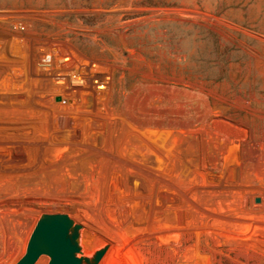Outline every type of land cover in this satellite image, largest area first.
<instances>
[{
	"label": "rangeland",
	"instance_id": "obj_1",
	"mask_svg": "<svg viewBox=\"0 0 264 264\" xmlns=\"http://www.w3.org/2000/svg\"><path fill=\"white\" fill-rule=\"evenodd\" d=\"M45 212L98 264H264V0H0V264Z\"/></svg>",
	"mask_w": 264,
	"mask_h": 264
},
{
	"label": "water",
	"instance_id": "obj_2",
	"mask_svg": "<svg viewBox=\"0 0 264 264\" xmlns=\"http://www.w3.org/2000/svg\"><path fill=\"white\" fill-rule=\"evenodd\" d=\"M82 225L66 212H45L30 236L26 253L17 264H34L45 254L47 264H98L108 244L85 254L81 246Z\"/></svg>",
	"mask_w": 264,
	"mask_h": 264
},
{
	"label": "built area",
	"instance_id": "obj_3",
	"mask_svg": "<svg viewBox=\"0 0 264 264\" xmlns=\"http://www.w3.org/2000/svg\"><path fill=\"white\" fill-rule=\"evenodd\" d=\"M50 54H44V64L49 69L51 64ZM71 59V57H67ZM66 59V58H65ZM80 72L71 76V83L74 90L87 91L90 86H93L99 94H105L110 89L111 75L109 73L98 72V63L84 60L79 64ZM59 82H65V78L59 75Z\"/></svg>",
	"mask_w": 264,
	"mask_h": 264
},
{
	"label": "bare ground",
	"instance_id": "obj_4",
	"mask_svg": "<svg viewBox=\"0 0 264 264\" xmlns=\"http://www.w3.org/2000/svg\"><path fill=\"white\" fill-rule=\"evenodd\" d=\"M66 59H68V58L66 57Z\"/></svg>",
	"mask_w": 264,
	"mask_h": 264
}]
</instances>
